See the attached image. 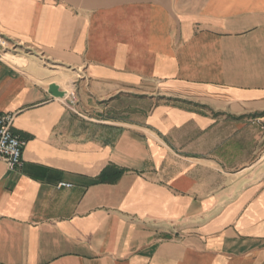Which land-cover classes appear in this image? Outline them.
Segmentation results:
<instances>
[{"label": "crops", "instance_id": "crops-1", "mask_svg": "<svg viewBox=\"0 0 264 264\" xmlns=\"http://www.w3.org/2000/svg\"><path fill=\"white\" fill-rule=\"evenodd\" d=\"M0 32V264H264V0H0Z\"/></svg>", "mask_w": 264, "mask_h": 264}, {"label": "built area", "instance_id": "built-area-1", "mask_svg": "<svg viewBox=\"0 0 264 264\" xmlns=\"http://www.w3.org/2000/svg\"><path fill=\"white\" fill-rule=\"evenodd\" d=\"M18 45L13 39L0 32V60L8 53H16ZM65 104L73 111H77L78 97L75 91H69L64 96ZM14 114L0 111V159L8 164L12 171L19 170L23 165V152L26 140L13 132ZM62 186H71L69 183H60Z\"/></svg>", "mask_w": 264, "mask_h": 264}, {"label": "trees", "instance_id": "trees-1", "mask_svg": "<svg viewBox=\"0 0 264 264\" xmlns=\"http://www.w3.org/2000/svg\"><path fill=\"white\" fill-rule=\"evenodd\" d=\"M125 169L118 168L115 165H108L98 177L102 183H115L124 174Z\"/></svg>", "mask_w": 264, "mask_h": 264}, {"label": "water", "instance_id": "water-1", "mask_svg": "<svg viewBox=\"0 0 264 264\" xmlns=\"http://www.w3.org/2000/svg\"><path fill=\"white\" fill-rule=\"evenodd\" d=\"M50 91H51L54 95H56V96H61V97H63V96L65 95V92H63V91H59V90H58V87H57L56 85H52V86L50 87Z\"/></svg>", "mask_w": 264, "mask_h": 264}]
</instances>
